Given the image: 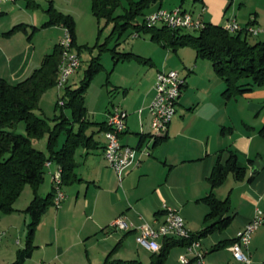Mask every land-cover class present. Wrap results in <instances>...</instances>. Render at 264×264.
Listing matches in <instances>:
<instances>
[{"label":"crops","instance_id":"0c3cea01","mask_svg":"<svg viewBox=\"0 0 264 264\" xmlns=\"http://www.w3.org/2000/svg\"><path fill=\"white\" fill-rule=\"evenodd\" d=\"M191 1L197 12L189 10L201 13L206 22L222 25L234 16L240 26L251 23L264 26L259 9L241 16L242 7L236 11L231 0ZM50 6L76 16L73 11L62 9L56 0H11L2 5L1 78L14 83L28 76L59 42L62 25H43L49 18ZM160 6L163 7V0L148 8L146 13ZM89 13L85 10L84 14L88 16ZM13 16L24 17L12 19ZM42 31L47 33L44 40ZM151 41L157 45L137 42L135 51L117 45L113 47L116 52H133L140 57L117 59L112 51L114 64L111 71L117 75L108 77L105 84L106 87L111 85L108 91H115V95L105 96L101 107L85 105L86 133L92 135L93 140L91 146H79L73 154L78 179L63 185L66 197L60 207L51 204L46 208L33 231L30 254H23L20 260L18 254L27 247L28 232L24 243L16 241L19 247L13 251L15 256L10 264H101L107 256L110 259H136L147 264L152 252L136 242V231L116 230L109 226L110 222L120 215L134 224L161 222L165 204L180 212L192 233L199 232L209 210L202 199L211 190L207 177L218 156L220 162H224L232 150L245 172L242 177L229 173L225 181L212 190L217 198L228 199L227 215H231V220L225 227L214 228L199 237V243L207 264H237L229 249L231 241L257 209L264 211V86L227 99L223 96L225 82L215 73L210 60L197 58L195 50L185 46L173 50ZM74 46H77V36ZM132 61L138 65L135 67L139 75L135 80L130 79ZM142 65L145 68H141ZM161 69H176L185 81L166 132L154 137L149 131L152 128L148 106L154 94L156 73ZM117 104L127 111L125 129L119 140L137 148L133 161L119 174L101 154L106 115ZM244 109L252 115V121L243 117ZM259 124L262 125L258 127ZM43 139L44 144L39 148L44 147L42 150L46 151L47 138ZM63 140L61 134L58 146ZM143 148H148L150 154L139 152ZM137 159H140L138 164L135 163ZM249 159L253 162L247 161ZM54 169L55 162L45 167L37 189L40 196L52 191ZM25 194L23 198L19 196L13 212H0V230L4 231L0 243L6 234H21L24 227H28L31 217L23 209L33 197L31 186ZM162 239L159 238L161 244ZM173 247H179L178 254L185 251L184 244ZM2 251L3 246L0 253ZM248 252L251 264H264V224L253 232ZM168 254L164 264H180L178 257L171 260Z\"/></svg>","mask_w":264,"mask_h":264},{"label":"trees","instance_id":"16d2710c","mask_svg":"<svg viewBox=\"0 0 264 264\" xmlns=\"http://www.w3.org/2000/svg\"><path fill=\"white\" fill-rule=\"evenodd\" d=\"M160 0H91V12L97 20L105 19L113 24L110 35L121 34L128 26L134 33L148 32L150 38L161 45L177 50L181 46H191L197 58L208 59L212 63L215 73L224 80L223 96L242 95L253 91L256 87L264 86V39H254L244 30L228 31L223 25L206 22L201 29L185 30L171 29L164 25L148 27L144 24L143 16L146 10ZM184 0H181V4ZM179 4V5H181ZM120 12L117 13V10ZM49 18L44 26L60 24L68 28L73 46L76 44L75 21L69 14L48 9ZM115 52V58L137 57L133 52ZM62 50L59 42L51 52L44 55L40 65L28 76L11 83L0 77V212L11 213L14 205L25 185L33 189V197L23 209L31 220L28 223L27 247L19 252V260L23 254H30L33 231L42 214L49 205L53 204V190L45 196L37 192L45 173L47 160L59 164L62 168L63 185L78 179L75 172L77 162L74 153L77 147H88L92 144V135L86 133L88 121L84 103L86 87L102 64L98 58H93L85 71L80 86L72 88L65 85L59 100H63L59 114L52 119L37 113L42 94L56 85ZM69 108L71 116H67L63 108ZM23 122L24 133L18 132L17 127ZM105 129V128H104ZM64 140L58 146L59 136ZM46 137V151L33 143L35 140ZM250 163L252 159L247 160ZM245 168L238 164L237 155L229 151L224 162L218 156L207 179L210 192L202 199L209 206L205 215V225L193 233L192 239L209 233L214 228L225 227L231 220L228 199H219L213 189L221 185L229 173L242 177ZM218 218L210 222L211 219ZM158 252H152L147 264H164L169 249L177 244H186L183 238L164 237ZM233 241V240H232ZM231 241V242H232ZM17 260V261H19ZM101 264H144L140 260L110 259L108 256Z\"/></svg>","mask_w":264,"mask_h":264},{"label":"built area","instance_id":"2783aa9c","mask_svg":"<svg viewBox=\"0 0 264 264\" xmlns=\"http://www.w3.org/2000/svg\"><path fill=\"white\" fill-rule=\"evenodd\" d=\"M7 1L11 0H0V12L2 5ZM201 16V13L195 14L190 10L182 8L181 5L173 6L172 8L160 6L145 13L143 21L148 27L164 25L171 29L180 28L188 31L201 29L204 26L205 21ZM222 25L228 31L244 30L255 37L264 33V28L253 23L240 26L234 16L227 18ZM62 27L63 35L59 40L62 58L55 85L58 87L57 89L64 87L70 75L80 66L79 54L73 49L70 32L67 27ZM134 36H138V33H134ZM184 81V78L180 76L176 69H161L157 71L153 84L154 94L148 106L151 115L150 125L154 137L166 132L168 124L175 114L178 97L180 96ZM59 104L62 105L63 100L60 99ZM126 112L119 105H113L107 112L103 132L105 143L101 154H103L104 159L112 170L118 174L133 161L137 149L135 146L119 140L120 134L125 129ZM139 150L142 154H150L148 148ZM139 162L140 159L135 161L136 164ZM52 163L53 161L47 160L44 166L49 167ZM51 176L53 205L60 207L66 195L63 189L62 168L59 164L55 163V169ZM163 211L164 219L161 222H156L155 220L152 223L142 221L140 224H134L120 215L115 217L109 226L116 230H135L136 242L151 252L159 251L161 247L159 238L174 237L186 239L188 242L185 244V251L179 254V263L207 264L199 238L192 239L193 233L187 227L180 212L176 208L165 204H163ZM262 224H264V211L257 209L254 216L236 232L233 241L229 245V249L237 264H251V256L248 252L249 242L253 232ZM3 233L4 231L0 230V240Z\"/></svg>","mask_w":264,"mask_h":264},{"label":"rangeland","instance_id":"374dc122","mask_svg":"<svg viewBox=\"0 0 264 264\" xmlns=\"http://www.w3.org/2000/svg\"><path fill=\"white\" fill-rule=\"evenodd\" d=\"M234 1L235 9L242 7L241 16H247V11H255L256 9H259L261 20H264V0H231ZM56 3L60 5L62 9L65 10H71L73 13H75L76 16H72L75 21V32L77 36V46L74 48L79 54L80 58V68H78L70 77L68 78L69 85L72 88L78 87L82 83V79L85 76V71L88 68L89 64L92 62L93 58H98V61L102 64V67L94 73L92 78L89 80L88 87H86L85 96H84V103L86 106H90L91 104L95 107H101L103 105V98L107 97H114L115 91H108V87L110 88L111 85L107 84L108 87H106V81L108 77L114 78L116 77L117 73L114 71L112 72L111 69L113 67V59H112V51L111 48H113L115 45L118 47H123L124 49H129L135 51V44L137 42H148L147 45L153 46L156 42L151 41L150 35L148 32L141 31L139 32L138 37L134 36V29L131 26H128L121 34H113L110 35L113 24L106 22L105 19L97 20V18L92 14L91 12V0H56ZM181 3V0H163V7H173ZM191 0H184L182 2V8H185L187 10L194 9L197 12V8L192 7L193 4H191ZM241 4V5H240ZM85 10L89 11V15L85 16ZM120 12V9L117 10V13ZM231 11H228V14H230ZM246 13V14H245ZM24 16H13L12 19H20ZM264 25V24H262ZM259 26V25H258ZM261 28H264V26H260ZM42 38L44 40L45 37H47V33L45 31H42L41 33ZM63 35V30L61 31L60 37ZM254 39H264V33H261L259 36H256V38H252L251 41ZM153 42V43H152ZM157 45V44H156ZM155 46V45H154ZM189 50H194L191 46H185ZM144 53L146 50H144ZM207 61V60H204ZM135 61H132L130 64V79L135 80L137 79V76L139 75L136 69L138 65H135ZM145 68L143 65L141 68ZM111 75V76H110ZM67 81V82H68ZM57 86H54L52 88L47 89L41 96L39 101V109H37V113L42 114L43 116H46L49 119H52L55 114H59L61 111V107L59 106L58 99L63 94L64 88L57 89ZM121 92V91H120ZM119 97V96H118ZM100 105V106H99ZM118 105V104H117ZM233 106V103H231ZM236 108L237 105H236ZM63 111L71 116V111L69 108H63ZM244 115L243 117H247L249 120L252 121L253 117L252 115H249L245 109L242 113ZM262 124H259L258 127H260ZM238 127V124H237ZM18 132L24 133L23 129V122H20L18 124L17 129ZM153 133V131L150 129ZM45 139H39L35 140L33 143H35L36 147L43 146ZM42 149H45L44 147ZM30 185H25L22 193L20 194V197L23 198L25 196V192L29 190ZM20 198V199H21ZM21 234H6L2 238V241L0 243V247L3 246V251L0 253V263L7 261V263L10 264L13 257V251L16 250L17 247H19L16 244V241H22V243L25 242V238L27 236L28 227H24V230H22ZM19 243V242H17ZM179 247L171 248L168 257H171V260L179 257ZM146 252V251H145ZM144 255V253H143Z\"/></svg>","mask_w":264,"mask_h":264}]
</instances>
